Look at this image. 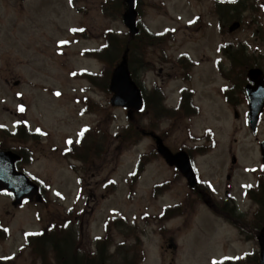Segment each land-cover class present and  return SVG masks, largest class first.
Here are the masks:
<instances>
[{"label":"rangeland","instance_id":"374dc122","mask_svg":"<svg viewBox=\"0 0 264 264\" xmlns=\"http://www.w3.org/2000/svg\"><path fill=\"white\" fill-rule=\"evenodd\" d=\"M102 1L76 0L78 7L84 9L80 13L69 0H0V124L13 129L16 120L24 118L29 132L39 130L38 136L26 132L20 141H12L0 133V145L21 147L26 156H32L33 160L19 167H25V171L45 184L42 203L13 206L10 196L0 194V220L9 227V236L0 241V257L15 255L14 264H31L27 248L22 253L18 251L24 243V233L38 231L50 214L60 218L72 206L83 212V231L89 234L92 243L103 235L107 217H127L141 235L146 255L144 264H212L214 259L258 252L257 243L243 240L232 225L191 199L192 194L186 198L190 191L183 179L177 177L167 192L152 197V186L171 180L174 172L157 158L151 137L137 139L133 143L137 144L116 155L113 136L128 125L126 110L111 106V95L98 85L72 75V71L100 73L104 64L82 55L81 51L99 47L105 29L110 28L114 33L126 30L118 16L107 17L104 13L103 16L99 8ZM257 2L263 7L257 13L246 10L242 26L227 34L229 23L216 15L213 0H146L138 16L139 23L153 33L169 29L174 33L166 35L165 45L149 48L147 59L151 70L134 71L147 92L155 85L163 86L167 103L173 106L178 88L185 85L179 78L187 74L178 66L182 61L179 56L186 53L200 62L190 85L197 96L201 92L208 95L207 107L201 116L191 120L183 119L174 125L170 120L164 121L161 128L168 130L162 133H168L166 143L172 149L186 146L203 152L205 142L195 141L206 129L213 131L215 149L197 158L201 176L214 183L218 197L229 187L236 207L244 210L251 209L252 204L244 197L241 184L253 180L249 168L262 164L258 142L264 139V110L258 131L252 133L246 121V105L237 109L239 118H235L207 90L214 85L218 92L224 82L213 67L215 60L222 58L218 53L220 43H232L239 48L246 47L242 44L245 42L247 52L252 55L248 57L255 63L262 61L263 65L264 0ZM82 27L87 30L86 38L71 33L72 29ZM222 62L228 68V60L222 58ZM241 70L243 74L246 72L240 68L237 75H241ZM96 81L101 83L99 77ZM83 97H88L86 107ZM20 105L24 115L15 112ZM139 121L146 124L148 119L142 116ZM83 129L90 133L83 141V148L93 140L101 149L104 138L105 151L98 154L90 149L83 159L82 150L81 160L71 154L62 156L67 141L76 142ZM79 151L75 149L74 153ZM140 154L150 159L139 180L129 186L128 174ZM232 155L237 159L235 165L230 163ZM228 171L233 175L230 183L225 180ZM108 179L117 183L112 194H107L103 186ZM179 202L188 205L183 215L166 222L157 217L163 207ZM244 221L254 224L253 218L246 217ZM162 228L166 234L160 232Z\"/></svg>","mask_w":264,"mask_h":264},{"label":"trees","instance_id":"16d2710c","mask_svg":"<svg viewBox=\"0 0 264 264\" xmlns=\"http://www.w3.org/2000/svg\"><path fill=\"white\" fill-rule=\"evenodd\" d=\"M141 1L136 0L135 7L137 13L141 12ZM237 5H240L237 11L253 10L257 13L259 10L257 0H237L233 4H223L218 7L222 12L224 11L223 16L225 18L233 15L238 18V15L236 13L234 14ZM101 7L106 16L115 15L120 17L121 13L125 10V4L121 0L104 1ZM138 29L139 31L135 35H131L129 32H123L118 35L108 30L104 34L105 40L103 45L95 51L85 53V55L101 61L104 67L96 76L89 73H84L81 76L93 85H98L102 91L109 92L108 79L110 71L120 61L123 55L127 58L128 69L132 76H134V71L137 68L142 71L151 69L152 65L146 56L147 49L149 46L157 45L165 39L164 37H155L154 35L146 33L141 26ZM239 51L237 50L233 59L234 63H238V68L246 69L247 66L255 64L250 57L241 55ZM97 77L101 79V83L100 81H96ZM163 101L164 95L160 88L155 87L148 95H145V104L143 107L139 110L132 111L128 117V125L113 136L116 142L115 146L119 151L132 145L134 141L141 138L142 134L152 128L153 125L159 124L161 118H167L172 114L170 113V109L164 108ZM142 116L148 119L146 124H142L139 121V118ZM21 130L17 133L10 134V139L19 140L21 138L20 136H22ZM105 138L107 139V137ZM72 148L74 150L70 154L74 158L80 159L79 154L83 150V159H86L88 153H90V149L98 152V154L105 151V142L103 138L101 149L94 145L93 140L85 148H83V142ZM75 149L80 150L78 154L74 153ZM165 188L163 187V189ZM157 192L155 190L154 195ZM253 198L257 205L253 213L254 224L250 225L245 222V226L253 232L251 236L255 238L257 232L264 227V184L261 185L260 190ZM209 206L219 216L223 214L224 210L231 211V208L226 203L221 208L211 204ZM181 212V207L166 210L163 217L171 218ZM82 224L83 220L80 213L73 209L60 220L50 218L48 224L39 233L27 239L33 263L142 264L144 252L140 233L128 223L126 218L119 217L105 222V233L98 239L94 252L85 248L86 244H88V236L82 231ZM240 262L237 264H258L256 258H245ZM225 264L231 263L227 262Z\"/></svg>","mask_w":264,"mask_h":264},{"label":"water","instance_id":"95a60500","mask_svg":"<svg viewBox=\"0 0 264 264\" xmlns=\"http://www.w3.org/2000/svg\"><path fill=\"white\" fill-rule=\"evenodd\" d=\"M128 4V10L123 15V20L126 26L132 33L136 32L134 17L135 11L133 10V0H125ZM227 1V0H225ZM239 23H234L230 26L229 30L232 31L237 28ZM260 71L251 69L249 71V78L254 82L253 85L246 86V92L249 98L250 107V120L251 128L255 130L257 123L258 113L264 101V76L259 78ZM109 88L113 92L111 103L113 105H120L122 107H135L138 108L142 101L140 90L131 81L127 68L126 59L123 57L122 61L115 67ZM158 151L162 154L167 162L171 165H176L181 172L185 175L190 185H194V177L190 167L189 160L185 153L180 152L172 154L162 143L160 138H156ZM262 155L264 157V142L261 144ZM19 157L10 151H0V188L4 187L8 191H12L16 197L15 203H19L22 198L28 196L32 197L36 191L34 186L22 173H18L14 169V162ZM264 159V158H263ZM39 200V198H37ZM260 243V262L264 264V234L259 236Z\"/></svg>","mask_w":264,"mask_h":264},{"label":"snow or ice","instance_id":"6c2138e0","mask_svg":"<svg viewBox=\"0 0 264 264\" xmlns=\"http://www.w3.org/2000/svg\"><path fill=\"white\" fill-rule=\"evenodd\" d=\"M69 3H71V0H69ZM72 30L75 31L76 29H72ZM79 30L83 31V29H79ZM57 95H59V93H57ZM20 110L23 111V108H21ZM37 131H39V130H37ZM69 143H71V141H69ZM248 187H251V186L249 185ZM5 231H7V229H5Z\"/></svg>","mask_w":264,"mask_h":264},{"label":"flooded vegetation","instance_id":"af4514ba","mask_svg":"<svg viewBox=\"0 0 264 264\" xmlns=\"http://www.w3.org/2000/svg\"><path fill=\"white\" fill-rule=\"evenodd\" d=\"M187 108V107H186Z\"/></svg>","mask_w":264,"mask_h":264}]
</instances>
